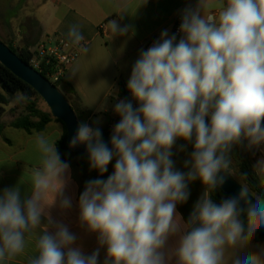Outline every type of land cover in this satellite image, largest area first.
I'll return each instance as SVG.
<instances>
[{"label":"clouds","instance_id":"clouds-1","mask_svg":"<svg viewBox=\"0 0 264 264\" xmlns=\"http://www.w3.org/2000/svg\"><path fill=\"white\" fill-rule=\"evenodd\" d=\"M109 23L113 36L129 32L130 26ZM178 31L179 40L165 29L140 51L127 82L131 99L114 105L120 119L111 147L99 118L92 126L78 121L70 137L69 147L84 145L90 170L101 176L115 159L113 173L87 181L78 201L80 226L97 235L99 247L85 255L72 246L76 235L51 216L57 202L61 209L72 206L64 194L70 165L57 141L41 132L35 137L39 157L27 179L31 195L22 199L19 185L0 192V264L18 257L26 264H98L102 247L103 264H171L173 256L175 264H264V251L230 253L264 229V195L244 184L220 204L210 195L226 183L222 173L231 171L233 145H264V0H225L218 11L197 0L182 10ZM67 35L87 53L78 26ZM28 100L20 91L12 97L13 104ZM178 139L194 146L186 173L172 159ZM254 172L264 185V158ZM197 178L205 192L184 222L176 207L187 201L188 183ZM42 217L46 225L37 234ZM173 236L178 245L169 254Z\"/></svg>","mask_w":264,"mask_h":264},{"label":"crops","instance_id":"crops-1","mask_svg":"<svg viewBox=\"0 0 264 264\" xmlns=\"http://www.w3.org/2000/svg\"><path fill=\"white\" fill-rule=\"evenodd\" d=\"M224 2L225 0H206L207 10L218 11L219 6ZM32 3H35V10L32 12L35 15L43 3L41 0H32ZM196 3L197 0H146L145 3L144 0H57V28L51 36L46 32L44 23L35 18L43 35L51 41L62 38L70 44L67 34L73 25L79 27L85 38L82 43L88 47L87 53L80 52L76 61L62 77V81L71 86L66 88L65 93L75 108L80 110V105L88 107L87 104L94 99V95L107 94L110 89L109 80L112 78V65L117 67L122 64L118 69L123 86L121 89L128 90L127 82L140 51L147 50L148 44L158 40L163 30L167 29L169 35H172L174 21L181 18L182 10L187 6L195 7ZM111 20H116L121 27L130 26L129 32L124 36H113L109 23ZM9 23H15L14 18ZM121 89L118 91L119 98L123 99L120 95ZM104 104L103 97L96 104V109H93L102 112L91 114L86 121L92 126L91 120L101 119L102 131L107 129L111 118L108 110L102 109ZM100 106L102 108L98 109ZM11 131V136L0 134V192L5 188L19 185L21 198L25 199L31 195V184L27 181L29 173L39 157L35 147V137L38 133L29 134L15 128ZM47 132L43 133L52 141L58 140V133ZM75 159L69 163L71 180L64 190V194L71 198L72 206L69 209H61L57 202L56 206L51 207L50 213L54 220L66 224L70 232L76 235V242L72 246L80 247L85 255H91L99 247L97 235L89 233L86 228L80 226L79 196L87 181L97 178L106 180L109 175L104 173L101 176L97 170H90L88 158ZM193 209L194 205L189 204L188 201L184 207L180 203L176 207L177 213L184 222L188 221ZM44 225L46 220L42 217L41 227L36 230L37 234H43ZM49 230L54 231L51 228ZM178 239V236L169 238L165 249L167 253L174 252ZM260 246L264 247V243H249L242 249L230 250V253L243 256L247 253L264 251V248H257ZM105 255L106 248H100L98 264H103ZM10 264H26V260L24 257H18ZM171 264H175L174 256Z\"/></svg>","mask_w":264,"mask_h":264},{"label":"rangeland","instance_id":"rangeland-1","mask_svg":"<svg viewBox=\"0 0 264 264\" xmlns=\"http://www.w3.org/2000/svg\"><path fill=\"white\" fill-rule=\"evenodd\" d=\"M36 2L38 3V1ZM41 2L43 4L38 10V14L35 12V15H33L32 12L35 10V3H32V0H0V40L3 43L11 45L18 53H20L22 50H28L34 55L39 45L50 41V39L43 35L37 19L44 23V28L49 36L54 35L53 33L57 28V0H41ZM12 18H14L15 23L11 24L9 22ZM121 67L122 64H119L117 67L112 65V78L109 80V91L107 94L102 93L100 95H94V99L91 100L89 104H87L89 108L86 105H80V110H77L72 102H70L65 90H63L61 86L58 88L71 105L79 121L86 122L91 114L101 113L102 111L97 112L93 109H96V104L99 103L104 97L105 104L103 105V108L100 106L98 109L105 108L110 113L111 118L106 130L112 132L113 126L116 124L117 120L120 119V117L114 113L113 109L114 105L120 99L118 91L123 88L121 82L122 80L118 73V69ZM52 81L53 80L51 79V82ZM15 94L9 98V105H0L4 110V113L0 118V126L3 127L2 133L6 136L12 135L11 130L13 127L11 126V123L25 111L24 104L21 105L12 103V97H14ZM37 108L44 112H49L48 107L42 99L37 101ZM92 122L93 121L91 120L90 123ZM61 129H63V125L54 119L46 126L45 131H48V134L51 133L49 131H55L60 136ZM182 145L184 146L183 150H181ZM235 146L236 151L232 156H230L232 163L231 171L229 172L232 177L242 186V184H246L239 170V160H245L246 162L250 163L254 169V166L258 160L264 158V145L249 149L247 147V141L245 140L242 144H237ZM193 150L194 146L192 143L186 142L183 139L177 140L176 144L172 148V159L174 161V167L176 170L183 173H186L190 170L191 165L189 164L188 167H185V162L191 159V153ZM75 160H79V158ZM114 164L115 159L109 163L108 170L105 172L106 174L111 175L113 173ZM188 191L190 194L187 201L189 204L195 205L204 194L205 186L203 185L202 181L197 178L196 180L190 181L188 183ZM186 202L180 204L184 207ZM257 248L262 249L264 247L260 246Z\"/></svg>","mask_w":264,"mask_h":264},{"label":"trees","instance_id":"trees-1","mask_svg":"<svg viewBox=\"0 0 264 264\" xmlns=\"http://www.w3.org/2000/svg\"><path fill=\"white\" fill-rule=\"evenodd\" d=\"M6 44V43H4ZM15 54L19 56L21 60H23L25 63L30 64V61L33 57V54L29 52L28 50H22L20 53H18L13 47L9 44H6ZM44 77H46L48 80L49 78L46 76V73H41ZM0 79L2 80V84L0 85V105H9V98L15 94L17 91L25 92L29 100L24 103L25 105V111L23 114H21L15 121L11 123V126L15 129H21L26 131L29 134H32L33 132L41 133L44 132L46 129V126L51 123L55 118L51 115L49 112H44L37 108V101L40 98V96L26 83L15 77L9 70H7L4 66L0 64ZM57 88L60 86L63 90H66L67 87H71L70 84L62 81V78L58 82L53 83ZM3 88H6L10 91V94L6 93V91L3 90ZM73 91V90H72ZM120 95L123 97V99H131L130 92L126 89H121ZM57 122L63 123L55 119ZM119 120H117L116 123H118ZM3 131V127L0 126V134ZM103 137H105L108 134H111L112 132L104 130ZM56 147L61 155L62 160L71 163L75 158H88L85 155L74 153L70 150L67 144V131L65 126L63 125V135L57 140ZM230 157V156H229ZM239 170L243 176V180L247 187H249L250 192H252L254 195H264V185L261 184L260 178L255 174L253 167L250 165V163L246 162L243 159L239 160ZM211 199L214 203L220 204L223 199L228 197L220 188L214 190L211 194ZM250 243L254 244H262L264 243V229H261L257 232V234L252 238Z\"/></svg>","mask_w":264,"mask_h":264},{"label":"water","instance_id":"water-1","mask_svg":"<svg viewBox=\"0 0 264 264\" xmlns=\"http://www.w3.org/2000/svg\"><path fill=\"white\" fill-rule=\"evenodd\" d=\"M0 64L9 70L15 77L30 86L45 102L51 115L60 120L67 131V144L69 147V141L72 134L75 133L78 118L72 109L69 102L60 92V90L41 73L32 68L29 64L25 63L15 54L6 44L0 40ZM2 80L0 79V85ZM6 93L10 94V91L3 88ZM4 110L0 106V118L2 117ZM112 134V133H111ZM111 134L103 137V140L110 144ZM70 148V147H69ZM234 145L229 153V156L233 155ZM74 153H79L87 156L86 148L84 145H79L75 148H70ZM223 175L227 177L226 183L219 187L227 196H234L238 194L241 189V185L232 177L230 172H223ZM243 206V202H242Z\"/></svg>","mask_w":264,"mask_h":264},{"label":"built area","instance_id":"built-area-1","mask_svg":"<svg viewBox=\"0 0 264 264\" xmlns=\"http://www.w3.org/2000/svg\"><path fill=\"white\" fill-rule=\"evenodd\" d=\"M180 23L181 18L179 17L174 21L172 29V34H177V40L180 38L178 31ZM152 44H148L147 49ZM79 53L77 46L69 44L62 38H55L53 41L39 45L29 65L39 73H46L49 80H53L52 83L58 82L65 71L76 61Z\"/></svg>","mask_w":264,"mask_h":264},{"label":"flooded vegetation","instance_id":"flooded-vegetation-1","mask_svg":"<svg viewBox=\"0 0 264 264\" xmlns=\"http://www.w3.org/2000/svg\"><path fill=\"white\" fill-rule=\"evenodd\" d=\"M262 126H264V122H262ZM234 151H233V154L235 153V151H236V146L234 145Z\"/></svg>","mask_w":264,"mask_h":264}]
</instances>
